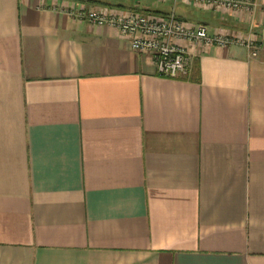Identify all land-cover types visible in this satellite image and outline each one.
Listing matches in <instances>:
<instances>
[{
    "label": "crops",
    "instance_id": "crops-1",
    "mask_svg": "<svg viewBox=\"0 0 264 264\" xmlns=\"http://www.w3.org/2000/svg\"><path fill=\"white\" fill-rule=\"evenodd\" d=\"M258 56L198 46L158 73L110 26L175 12L210 33L249 15L179 1L0 0V264H264V0Z\"/></svg>",
    "mask_w": 264,
    "mask_h": 264
},
{
    "label": "built area",
    "instance_id": "built-area-1",
    "mask_svg": "<svg viewBox=\"0 0 264 264\" xmlns=\"http://www.w3.org/2000/svg\"><path fill=\"white\" fill-rule=\"evenodd\" d=\"M179 1L215 12L235 11L248 14L250 25L245 31L208 32L204 23L193 24L182 20L174 11L165 16L130 11L107 13L97 7L80 11L78 17L98 26H110L129 38L133 50L151 54L158 73L167 78H180L190 69L191 57L198 46L216 45L230 47L239 45L249 51V56H258L261 47L253 17L258 8L257 0H159Z\"/></svg>",
    "mask_w": 264,
    "mask_h": 264
}]
</instances>
